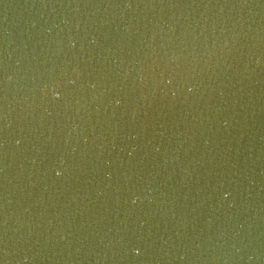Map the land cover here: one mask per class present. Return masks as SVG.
<instances>
[{"label": "water", "instance_id": "1", "mask_svg": "<svg viewBox=\"0 0 264 264\" xmlns=\"http://www.w3.org/2000/svg\"><path fill=\"white\" fill-rule=\"evenodd\" d=\"M0 264H264V0H0Z\"/></svg>", "mask_w": 264, "mask_h": 264}]
</instances>
